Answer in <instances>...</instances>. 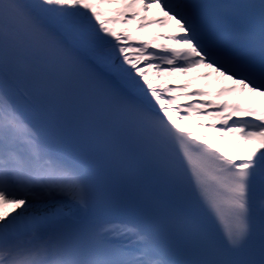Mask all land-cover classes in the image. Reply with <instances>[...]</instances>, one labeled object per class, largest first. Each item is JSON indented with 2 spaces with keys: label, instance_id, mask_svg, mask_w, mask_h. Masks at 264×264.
Masks as SVG:
<instances>
[{
  "label": "snow or ice",
  "instance_id": "snow-or-ice-1",
  "mask_svg": "<svg viewBox=\"0 0 264 264\" xmlns=\"http://www.w3.org/2000/svg\"><path fill=\"white\" fill-rule=\"evenodd\" d=\"M0 264H264V0H0Z\"/></svg>",
  "mask_w": 264,
  "mask_h": 264
},
{
  "label": "bare ground",
  "instance_id": "bare-ground-1",
  "mask_svg": "<svg viewBox=\"0 0 264 264\" xmlns=\"http://www.w3.org/2000/svg\"><path fill=\"white\" fill-rule=\"evenodd\" d=\"M152 31H156V29H153ZM185 126L191 128L193 131H203L202 129L193 128L191 123H187Z\"/></svg>",
  "mask_w": 264,
  "mask_h": 264
},
{
  "label": "rangeland",
  "instance_id": "rangeland-1",
  "mask_svg": "<svg viewBox=\"0 0 264 264\" xmlns=\"http://www.w3.org/2000/svg\"><path fill=\"white\" fill-rule=\"evenodd\" d=\"M144 38H148V34H146ZM185 79L187 78H182L180 82L182 83ZM188 123H191V122H188Z\"/></svg>",
  "mask_w": 264,
  "mask_h": 264
}]
</instances>
